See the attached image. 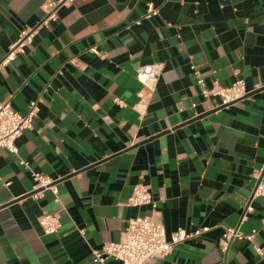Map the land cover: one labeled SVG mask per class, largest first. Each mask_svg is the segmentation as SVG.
Listing matches in <instances>:
<instances>
[{
  "label": "crops",
  "instance_id": "crops-1",
  "mask_svg": "<svg viewBox=\"0 0 264 264\" xmlns=\"http://www.w3.org/2000/svg\"><path fill=\"white\" fill-rule=\"evenodd\" d=\"M46 1L0 0V100L21 113L38 101L18 155L0 148V264H101L93 251L151 213L127 204L139 183L168 236L211 228L153 264H264L254 248L264 249V198L253 196L264 166V0H74L3 63ZM149 2L160 13L148 19ZM153 63L165 69L140 106L137 71ZM192 66L208 86H231L238 73L249 94L216 107ZM32 171L58 194L34 198ZM43 211L60 215L58 233H44ZM224 227L257 233L224 248Z\"/></svg>",
  "mask_w": 264,
  "mask_h": 264
},
{
  "label": "built area",
  "instance_id": "built-area-1",
  "mask_svg": "<svg viewBox=\"0 0 264 264\" xmlns=\"http://www.w3.org/2000/svg\"><path fill=\"white\" fill-rule=\"evenodd\" d=\"M73 2L74 0L46 1L42 7L44 12L42 20L35 27H27L21 32L18 40L11 46L3 63L25 53L39 30L43 27L49 28L52 23L59 19L60 8L71 5ZM147 7L145 18L149 19L159 15L160 11L154 3L149 2ZM90 51L99 56L103 55L97 47L90 48ZM164 69V63H153L138 69L137 78L146 90V93L141 95L140 106H145L148 97L155 91ZM192 69L197 76V83L201 87L202 96L209 101L217 99L218 104L216 107L239 102L249 94L244 79L240 78L238 73H236V81L231 86H223L218 82L208 86L205 79L196 71L195 66H192ZM37 111L38 101H32L28 111L21 113L13 107L10 100H0V148L18 155L17 140L26 130L33 129ZM20 163L30 168L29 162L23 159L20 160ZM32 176L34 187L31 195L34 198L43 197L44 191L47 189H51L56 195L58 194L59 189L54 179L36 171H32ZM253 177L256 180L253 196L264 198V166L256 170ZM127 204L135 208L149 206L151 213L130 218L124 227L123 238L120 241H108L103 244L101 249H95L93 251L95 263L106 264L108 260L113 259L121 264H153L155 260L170 255L178 244L197 238L211 229L210 227H202L190 232L179 230L168 236L165 225L159 218L158 201L155 199L150 185L145 183L134 186ZM250 210H252V207L249 205L247 211ZM38 223L45 234H56L62 226L60 215L49 211L42 212L38 217ZM256 233L257 231L254 230L251 234H244L237 228L224 227L221 243L226 248L229 242L234 239H246L253 242ZM254 248L257 254L264 257L262 247L254 245Z\"/></svg>",
  "mask_w": 264,
  "mask_h": 264
},
{
  "label": "water",
  "instance_id": "water-1",
  "mask_svg": "<svg viewBox=\"0 0 264 264\" xmlns=\"http://www.w3.org/2000/svg\"><path fill=\"white\" fill-rule=\"evenodd\" d=\"M30 194H32V193H30Z\"/></svg>",
  "mask_w": 264,
  "mask_h": 264
}]
</instances>
